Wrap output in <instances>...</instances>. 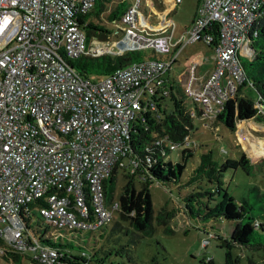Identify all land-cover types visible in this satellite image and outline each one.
<instances>
[{
    "label": "built area",
    "instance_id": "2783aa9c",
    "mask_svg": "<svg viewBox=\"0 0 264 264\" xmlns=\"http://www.w3.org/2000/svg\"><path fill=\"white\" fill-rule=\"evenodd\" d=\"M103 1L124 5L102 36H86V21L77 18L94 0H0V254H25L36 264H56L64 254L25 233L18 211L35 197L43 199L38 213L54 227L85 231L108 224L119 205L106 201L102 183L112 168L131 173L138 165L128 148L133 127L146 129L147 119L159 117V98L176 99L175 84L190 103L189 116L213 120L243 81L239 60L252 56L247 35L264 4L197 0L183 38L172 39L167 15L180 0H170L155 22L145 0ZM195 41L212 51L211 68L196 74L200 60L192 58L170 80L166 73L178 52ZM138 49L155 57L96 79L68 62ZM160 142L168 149L198 145L187 134L181 144L164 136L150 143Z\"/></svg>",
    "mask_w": 264,
    "mask_h": 264
},
{
    "label": "trees",
    "instance_id": "16d2710c",
    "mask_svg": "<svg viewBox=\"0 0 264 264\" xmlns=\"http://www.w3.org/2000/svg\"><path fill=\"white\" fill-rule=\"evenodd\" d=\"M123 5L121 3V5L115 4L110 7L107 13L108 19H118ZM105 10V1L94 0L93 6L84 15L77 18L79 23L82 20L86 21L84 25L86 36L90 34L102 36L106 31L101 22V12ZM95 30H99V32L95 33ZM247 37L253 53L249 58L242 59L240 57L243 81L237 86L233 96L223 101L220 111L211 120V122H219L231 130L234 129L239 120L249 119L257 113L264 117V112H258L254 104L257 100L264 108V4L260 6ZM145 57H155V54L148 49H138L128 50L119 55L78 56L69 59L68 62L81 75L89 77V74L93 73L97 77H101L117 67ZM174 89L179 104L174 97L159 98L161 102L159 117L147 119L146 129L135 125L133 131L130 132L129 154L137 158L138 165L131 173L122 170L123 183L117 197L119 205L117 217H112L108 223L110 226L107 231L109 233L114 231L112 234L114 236H111L110 240L117 244L120 237L125 235L130 238L137 235L149 236L153 232V219L156 224L162 225L163 230L166 231V210L161 207L155 215L153 214L148 186L151 183H168L176 188L175 200L183 209L186 219L196 221V226L199 224L202 230L212 232V223L207 224V219H210L211 222L216 221V219L218 221L236 220L229 231L228 239H221L219 244L224 246L223 264H237V260L231 253L232 245L242 250L245 248L258 251V255L264 257V215H261V219L253 216L249 212L248 198H234L223 185H220L219 180L221 172L227 169L239 167L246 174H249L251 165L244 153L240 152L236 158L228 157L224 155L226 151L222 148L218 149L217 156H213L210 149L198 150L197 153H194L195 148L190 146L183 145L168 149L161 142L158 144L150 143L153 138L164 136L170 142L181 144L185 134L193 136L192 132L195 126L193 118L189 116V108L182 104L183 95L180 84H176ZM196 112L198 113L197 110ZM243 126L241 123L238 124L237 134L240 139ZM197 143V147H199L200 144ZM145 145L148 146L144 148ZM174 149L178 150V159L171 161L168 155ZM245 149L249 152L247 147ZM195 154H197L196 158L194 157ZM187 158L193 159L188 168L185 165ZM115 172L116 169L112 168L102 183L107 202L112 198ZM201 182L204 183L203 187L199 186ZM251 189L257 191V186H252ZM254 196L257 197L256 201L264 202L262 199L264 193L258 191ZM41 205H43L42 197H35L24 203L18 211V216L24 222L23 228L28 234V238L33 237L39 245L59 248L64 252L57 259L56 264H106L103 256L109 253L107 251L109 249H104L105 246L102 244L98 245L95 234L98 238H102L106 234L103 227H107L108 224L95 230L60 229L54 227L49 220L38 213V207ZM120 220L126 221L128 227L124 226ZM210 232L207 233V236H216ZM80 233L88 235L87 243H82ZM90 237L93 240L91 245H89ZM73 242L79 250L78 253L71 251ZM0 246H2L1 242ZM23 256L26 255L5 249L0 254V257L11 262H18L19 258ZM247 263L253 264L254 261L247 258ZM203 264H212V260L208 258Z\"/></svg>",
    "mask_w": 264,
    "mask_h": 264
},
{
    "label": "rangeland",
    "instance_id": "374dc122",
    "mask_svg": "<svg viewBox=\"0 0 264 264\" xmlns=\"http://www.w3.org/2000/svg\"><path fill=\"white\" fill-rule=\"evenodd\" d=\"M168 1L169 0H145L150 8L148 9L150 21L155 22L157 17H161L167 13L169 6L165 8V5H167ZM117 4L121 5L120 2ZM195 4L196 0H180L174 4L172 11L167 15L173 23L172 39H175L179 34H181V38H183L185 34L184 30L192 16ZM107 6L113 7L114 4H106V7ZM145 7L146 6H142L143 12H145ZM106 13L107 12L101 14L103 28H109L107 24L109 19ZM197 54L202 55L204 63L212 59V51L210 48L200 41H195L182 46L177 54V63L173 62L174 65L172 64L170 69L174 72L180 71L183 68L184 62L192 59L194 55ZM158 56L165 57V54ZM244 58L246 57H242V59ZM89 77L91 79L99 78L93 73L89 74ZM250 96H252V94H250ZM175 100L178 104L180 103L178 101L179 99ZM182 104L186 107L190 105V103L185 100H183ZM253 122L257 126L263 128H256ZM253 122L251 119L237 121L234 129L231 130L224 127L219 122H211L206 118L194 117L193 123L195 129L192 132V137L200 144L199 147L195 148L194 153H197L198 150L210 149L212 155L217 156L218 149L222 148L226 151L224 155L228 157L236 158L240 152L244 153L251 165L249 174H246L239 167L227 169L221 172L219 177L221 182L220 185H223L234 198L247 197L250 204L249 212L253 216L261 219V215H264V202L256 201L257 197H255L254 194H257L258 191L264 193V150L262 153H258L255 149V142H259L257 141L258 139L264 138V119L256 117ZM240 123L244 125L241 128V139L237 134L238 124ZM245 147L248 148L249 152ZM177 151V149H174L169 152L168 158L171 161L178 159ZM194 157L196 158L197 154H195ZM192 160L191 158L186 159V168L191 165ZM122 183L123 171L117 169L111 195L114 200H117ZM199 186L203 187L204 183L201 182ZM252 186H257V191L251 189ZM148 190L153 214L155 215L161 207H164L166 210L167 219L165 225L167 230L164 231L163 226L156 224L153 219V232L151 235H137L134 238L125 235L120 237L117 244H114L110 240V237L114 236L112 235L114 231L110 233L107 231L110 226V224H108L107 227H103L106 234H104L102 238H98L95 234L98 245L102 244L105 246L103 247L104 249H109L107 250L109 253L105 256L102 255L103 258H105L106 264H203L208 258L212 260V264H223L224 246L219 244L221 239H228L229 231L236 223V220L218 221L216 219V221L213 220L214 222H211L210 219H207V224L212 223V232L202 230L199 224L196 226V221L193 219H186L183 209L175 200L176 188L172 184L151 183L148 186ZM262 199H264V196ZM113 217H117V212H114ZM242 220L244 221V219ZM121 222L124 226L128 227L126 221ZM209 232L210 234L214 233L216 236H207ZM87 237L88 235L86 233H80L83 244L87 243ZM92 242V237H90L89 245H91ZM74 244L75 242L72 243L71 251L78 253L79 250ZM230 249L234 259L237 260V264H248L247 258H251L254 261L253 264H264V257L259 256L258 251L245 248L242 250L235 245H232ZM0 264L36 263L28 257L23 256L19 258L18 262H11L0 257Z\"/></svg>",
    "mask_w": 264,
    "mask_h": 264
},
{
    "label": "crops",
    "instance_id": "0c3cea01",
    "mask_svg": "<svg viewBox=\"0 0 264 264\" xmlns=\"http://www.w3.org/2000/svg\"><path fill=\"white\" fill-rule=\"evenodd\" d=\"M164 1V0H163ZM170 2V0L168 1V3ZM168 3H167V5H165V8H168ZM114 4V3H113ZM164 4V3H163ZM167 6V7H166ZM110 7H106V10L105 11H102L101 12V14L102 13H104V12H107L108 13V9H109ZM148 9V8H147ZM173 9V8H172ZM168 10V9H167ZM172 11V10H171ZM171 11H169L168 12V14L171 12ZM107 13H106V15H107ZM191 18V17H190ZM111 20V19H110ZM193 58H195V59H199L200 60V63L196 66V68H195V72H196V74H198V75H204L205 73H206V71H208L210 68H211V66H212V59L209 61V62H207V63H204L203 62V57H202V55L201 54H197V55H194V57ZM177 61V56H176V59H175V63H177L176 62ZM186 62H184V64H185ZM174 65V64H173ZM171 67H172V65H171ZM178 72V71H177ZM177 72H174L173 70H171V69H169L168 71H167V73H166V76L170 79V80H172L173 79V81H174V76L176 75V73ZM181 82L183 81V80H180ZM176 85V84H175ZM175 85H174V87H175ZM258 112H262L263 113V111L262 110H258ZM256 117H260V118H262V119H264V117H261L260 115H259V113H257L256 115H254L253 117H251V118H249V120L251 119L252 120V122H253V120H255L256 119ZM246 120H248V119H246ZM246 120H242V121H246ZM240 121V120H239ZM253 124H254V122H253ZM255 126H256V128H263V127H260V126H257L256 124H254Z\"/></svg>",
    "mask_w": 264,
    "mask_h": 264
},
{
    "label": "bare ground",
    "instance_id": "6f19581e",
    "mask_svg": "<svg viewBox=\"0 0 264 264\" xmlns=\"http://www.w3.org/2000/svg\"><path fill=\"white\" fill-rule=\"evenodd\" d=\"M257 141H259V142H255L256 143L255 144V149L257 150L258 153H262L263 150H264V138L258 139Z\"/></svg>",
    "mask_w": 264,
    "mask_h": 264
},
{
    "label": "water",
    "instance_id": "95a60500",
    "mask_svg": "<svg viewBox=\"0 0 264 264\" xmlns=\"http://www.w3.org/2000/svg\"><path fill=\"white\" fill-rule=\"evenodd\" d=\"M246 48L248 49V51H249V55L251 56L252 53H253V50H252V47H251V45L249 44L248 41L246 42ZM256 105L258 106V108L263 107L262 104H260V103H258V102H256ZM243 120H245V119H243Z\"/></svg>",
    "mask_w": 264,
    "mask_h": 264
}]
</instances>
